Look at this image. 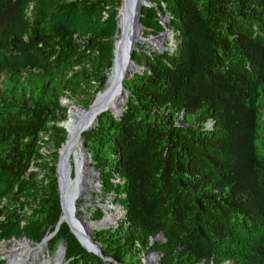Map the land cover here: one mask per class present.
Here are the masks:
<instances>
[{"label": "trees", "instance_id": "1", "mask_svg": "<svg viewBox=\"0 0 264 264\" xmlns=\"http://www.w3.org/2000/svg\"><path fill=\"white\" fill-rule=\"evenodd\" d=\"M146 1L152 5L142 6V24L151 34L171 30L175 48L148 52L137 43L132 58L144 68L124 82L123 112L102 113L82 133L102 199L111 195L125 210L116 228L94 238L123 264H139L136 252L144 249L161 251V264H264V153L257 147L264 0ZM120 6L0 0V75L25 73L30 94L7 101L0 93L1 242H39L55 229L56 162L66 137L58 122L67 118L61 97L106 87ZM161 16L169 18L166 28ZM44 130L55 147L51 161L39 152ZM30 167L42 168L44 178ZM159 233L164 241L154 239ZM47 244H62L67 264H116L87 251L65 222Z\"/></svg>", "mask_w": 264, "mask_h": 264}, {"label": "water", "instance_id": "2", "mask_svg": "<svg viewBox=\"0 0 264 264\" xmlns=\"http://www.w3.org/2000/svg\"><path fill=\"white\" fill-rule=\"evenodd\" d=\"M143 5H152V3L146 0H121V6L116 17L118 18L120 10L123 9L125 16L124 26L120 29V33L114 41L111 74L108 77L106 87L102 91L96 93L94 99L86 109L73 107L74 109L80 111V116L77 120L73 121L72 129L70 131L67 129L65 122L70 118L71 110H69L68 118L66 120L58 122V125L64 127L66 130V137L58 149V157L56 162L57 185L59 191L61 214L59 216L55 229L51 233L45 235L39 242H36L37 245H45L47 240L51 239L57 233L61 223L65 222L69 226V229L75 235L79 243L83 246L81 239L73 230L72 225L69 222V220H74L78 224V226H80L79 228H81V234L85 241L88 242V244L91 245L95 250H88V248H85L84 246L83 247L87 251L93 252L94 254L98 255L105 261H114L111 256L104 255L101 243L97 241L93 235V232L95 230H100L103 227L88 228L86 230L84 229V219L77 214V206L75 203L76 197H70V174H68L65 170V163L69 147L79 141L87 155L89 169L95 176L98 177L99 172L93 165L90 164L92 161L90 158L91 154L85 145V138L82 137V133L92 130L98 122V116L108 111V109L116 111L115 107H121L117 110L118 112L114 114L115 117L123 112L124 105L121 104L123 101L122 98L125 96L126 102L129 96V90L124 87V82L129 79L134 73L139 72L144 68L142 65L137 64L132 58V53L136 49V42L142 44L146 43L149 39L157 38L162 34H171L170 32L164 30L160 32V34L153 37L145 38L143 36L144 26L141 22V8ZM168 20V17L161 16V23L165 28L167 27ZM166 49L167 47L165 46L162 49L157 48V51L164 52ZM148 52H151V50H148ZM131 70L133 72L129 74V71ZM120 93L121 96H118ZM112 95H116L118 97L116 98L114 105L110 106V96ZM96 182H99L98 178ZM98 206L104 209V206H107V204L100 203L98 204ZM111 207H118L125 213L122 205L118 203ZM101 219L93 221H100ZM117 221L115 222V225L117 224ZM84 225L87 226V224ZM115 225L113 224L112 226ZM162 238L163 235L159 233L154 239ZM18 239H22L30 243V240L27 238L22 237ZM154 239H151V243ZM61 251L62 257L59 264H67L68 260L65 259V248L63 246L60 252ZM151 254H157L159 256V252L157 251L152 252L149 255ZM114 262L116 264H123L117 261ZM142 263L144 264V260L142 261ZM46 264H49V262H47ZM220 264L233 263L232 261L228 260Z\"/></svg>", "mask_w": 264, "mask_h": 264}, {"label": "bare ground", "instance_id": "3", "mask_svg": "<svg viewBox=\"0 0 264 264\" xmlns=\"http://www.w3.org/2000/svg\"><path fill=\"white\" fill-rule=\"evenodd\" d=\"M124 11L123 9L120 10L118 15V26L121 29L124 26ZM167 35V34H166ZM165 35H161L160 37L149 39L148 43H153L154 45H158L161 47ZM136 42L135 45H137ZM132 71V70H131ZM129 71V72H131ZM133 72V71H132ZM111 74V73H110ZM121 96V93L118 95ZM116 95L110 96V106H113L115 103ZM122 103L125 102V96L122 98ZM118 107H115V110L108 109V111L115 114L118 112ZM80 116V111L76 109L71 110L70 118L65 122L67 129L70 131L72 129L73 121L77 120ZM86 153L83 147L81 146L80 142H76L68 149L67 159L65 163V170L68 174H70V197L75 199V203L77 206V202L80 198H87L89 199L93 192L96 191L98 188L97 177L93 174V172L88 167V158H86ZM76 164V175L74 178L71 177V164ZM77 201V202H76ZM77 206V211H78ZM104 211L106 214L100 221L90 222L88 221V217H84V229L88 228H95V227H105V226H112L115 222L123 215V211L118 207H110L104 206ZM72 225L73 230L78 234L79 238L81 239L83 246L88 248V250H95L82 236L81 228L74 220H69ZM84 224H87L85 226ZM42 253V246L38 245L34 247L31 243L26 242L22 239L13 240L9 243V241H2L0 242V259H5L6 264H46L47 262L50 263L49 260L41 259ZM62 257V252L59 253L56 263L59 264ZM144 264H158V255L151 254L148 258L144 260Z\"/></svg>", "mask_w": 264, "mask_h": 264}, {"label": "rangeland", "instance_id": "4", "mask_svg": "<svg viewBox=\"0 0 264 264\" xmlns=\"http://www.w3.org/2000/svg\"><path fill=\"white\" fill-rule=\"evenodd\" d=\"M165 30L167 32H170L171 34H167V35L166 34H162V35H165L164 39H166V40H164L163 45H161V47H159L158 45H154L153 43H148V42L142 43V44L139 43V44L142 47H144V49H147V50L156 51L157 48L162 49L163 47L166 46L168 50L172 51L175 48V35H174V33L171 30H169V29H165ZM151 33H152L151 29H146L145 27L143 28V36L145 38L153 37V36H156V35L160 34V33H158V34H151ZM137 47H140V46L136 45V48ZM160 53H163V52H160ZM131 73H132V71L129 72V74H131ZM27 86H28V82L26 80V74L25 73L20 78H18L17 80L14 79L9 73H2L0 75V93L3 94L4 99L7 100V101H11L15 97H18V96H23L24 98H28L30 94L27 91ZM94 89H95L94 86H89V87H87V89L85 90V92L82 95H79L77 97H73V98H69L67 96H62L61 97V105L66 108L67 118H68L69 110L74 109L73 107H80V108H85V109L87 108V107H83L82 104L88 99H90L91 102H92V100L94 99V97L96 95V94H94ZM258 102H259V126H258L257 147H258V151L260 153H264V88L262 89V93H261V95H260V97L258 99ZM45 144L49 145L50 147L53 148L52 152L48 155L49 156V160H50V156H52V153L55 151V147H54V145H53V143H52L50 138H49V141L45 142ZM86 158H87V156H86ZM49 163L51 164V162H49ZM44 172L45 171L42 168H40V170H37L36 171L37 178L38 179H43L44 177H42L40 175L43 174ZM75 175H76V164L72 163L71 164V177L74 178ZM102 194H103V192L101 191V185L98 182V188L96 189V191L93 192V195H91V197L89 199H87L85 197V198H80L78 200V202L76 201L78 209H79L77 211V214L80 217H82V218L87 216L88 217V221H90V222H95L93 220H99V219H95L94 214H93L96 211L97 208H101V207L98 206V204L103 203V204H107V206H110V207L115 205V203L113 202V197L111 195H108L109 197L107 199H102ZM102 211L104 213L102 217H104L106 212L104 211V209H102ZM122 219H123V217H121L119 219V221H117L116 226H112V227L105 226L104 228H102L100 230L114 229V228H116L118 226L119 222ZM95 231H98V230H95ZM93 235H94V232H93ZM19 238H22V237H19ZM24 238H26V237H24ZM27 239H29V238H27ZM13 240H19V239L18 238H12V239L6 240V241H9V243H10ZM29 240H30V243L34 247L38 246L36 244V242H34L31 239H29ZM159 240L164 241L165 239L162 238V239H159ZM153 242H154V240L152 241V243ZM152 243L150 242V244H152ZM39 245L42 246V253L44 255V256H42L41 259H45L46 258L47 260L50 261L51 264L52 263L55 264L56 263V259H57L58 255H59L60 250L62 249L63 245L62 244H58L55 247V249H52V250L48 247L47 242H46L45 245L44 244H39ZM156 251L157 250H153V249L152 250L144 249V251L136 252V258L140 261L139 264H143L142 261L145 260L146 258H148L150 256L149 255L150 253L156 252ZM157 252H159L158 264H161V258L163 257V253L161 251H157ZM0 264H6V260L5 259H0ZM208 264H216V263L209 262Z\"/></svg>", "mask_w": 264, "mask_h": 264}, {"label": "built area", "instance_id": "5", "mask_svg": "<svg viewBox=\"0 0 264 264\" xmlns=\"http://www.w3.org/2000/svg\"><path fill=\"white\" fill-rule=\"evenodd\" d=\"M104 16H106V13L103 12ZM183 119V112L179 114V119L176 121V124H180L181 120ZM214 124V121L212 119H209L206 123V128H212ZM50 138V131L44 130L39 133V139H38V144H39V152L45 156L46 159L49 160V154L52 152L53 148L50 147L49 145H46L45 142L49 141ZM50 164V163H49ZM31 170H38L36 167H30L29 171ZM40 170V169H39ZM45 173V172H44ZM41 174L40 176L44 177L45 174ZM46 181V180H45ZM123 219L125 218V213L123 212V215L121 216ZM119 221V220H118ZM115 225V224H114ZM116 226V225H115Z\"/></svg>", "mask_w": 264, "mask_h": 264}]
</instances>
